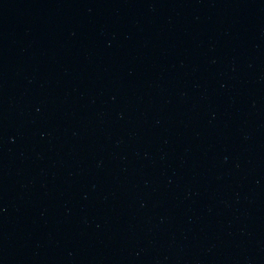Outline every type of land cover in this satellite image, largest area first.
Wrapping results in <instances>:
<instances>
[{
	"label": "water",
	"instance_id": "obj_1",
	"mask_svg": "<svg viewBox=\"0 0 264 264\" xmlns=\"http://www.w3.org/2000/svg\"><path fill=\"white\" fill-rule=\"evenodd\" d=\"M0 264H264V0H0Z\"/></svg>",
	"mask_w": 264,
	"mask_h": 264
}]
</instances>
